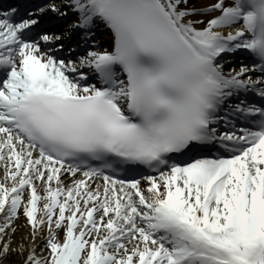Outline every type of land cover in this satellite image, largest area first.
<instances>
[{
  "label": "snow or ice",
  "instance_id": "snow-or-ice-1",
  "mask_svg": "<svg viewBox=\"0 0 264 264\" xmlns=\"http://www.w3.org/2000/svg\"><path fill=\"white\" fill-rule=\"evenodd\" d=\"M0 264H264V0L0 6Z\"/></svg>",
  "mask_w": 264,
  "mask_h": 264
},
{
  "label": "bare ground",
  "instance_id": "bare-ground-1",
  "mask_svg": "<svg viewBox=\"0 0 264 264\" xmlns=\"http://www.w3.org/2000/svg\"><path fill=\"white\" fill-rule=\"evenodd\" d=\"M102 40L106 41V37H102Z\"/></svg>",
  "mask_w": 264,
  "mask_h": 264
}]
</instances>
